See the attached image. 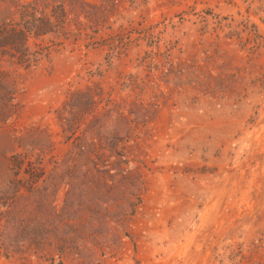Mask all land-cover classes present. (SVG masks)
Instances as JSON below:
<instances>
[{
	"label": "rangeland",
	"instance_id": "rangeland-1",
	"mask_svg": "<svg viewBox=\"0 0 264 264\" xmlns=\"http://www.w3.org/2000/svg\"><path fill=\"white\" fill-rule=\"evenodd\" d=\"M0 264H264V0H0Z\"/></svg>",
	"mask_w": 264,
	"mask_h": 264
}]
</instances>
